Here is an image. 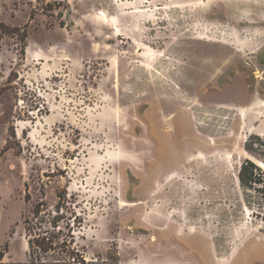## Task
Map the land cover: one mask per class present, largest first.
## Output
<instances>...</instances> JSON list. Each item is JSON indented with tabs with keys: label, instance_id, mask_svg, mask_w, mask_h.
<instances>
[{
	"label": "rangeland",
	"instance_id": "rangeland-1",
	"mask_svg": "<svg viewBox=\"0 0 264 264\" xmlns=\"http://www.w3.org/2000/svg\"><path fill=\"white\" fill-rule=\"evenodd\" d=\"M247 161L264 0H0L5 263L62 230L90 264H264Z\"/></svg>",
	"mask_w": 264,
	"mask_h": 264
},
{
	"label": "trees",
	"instance_id": "trees-1",
	"mask_svg": "<svg viewBox=\"0 0 264 264\" xmlns=\"http://www.w3.org/2000/svg\"><path fill=\"white\" fill-rule=\"evenodd\" d=\"M239 187L243 192L252 191L258 194L257 206H264V172L249 161H247L241 168L239 172ZM61 195H59V206L62 201ZM58 206V207H59ZM57 207L58 214L60 213V208ZM40 215V207H36L34 210V216L37 218ZM60 217H54L51 225L57 230L58 229V219ZM31 232L32 230L29 229ZM56 234V233H55ZM39 236L37 239H32L29 242V260L25 264H90L85 261L83 255H81L73 247V237L72 241H69L67 236L62 230L59 231L57 239L60 237H66L63 241L64 243H55L51 238H44ZM0 264L5 263V253L0 252ZM92 264V263H91Z\"/></svg>",
	"mask_w": 264,
	"mask_h": 264
},
{
	"label": "bare ground",
	"instance_id": "bare-ground-1",
	"mask_svg": "<svg viewBox=\"0 0 264 264\" xmlns=\"http://www.w3.org/2000/svg\"><path fill=\"white\" fill-rule=\"evenodd\" d=\"M263 167V165H261Z\"/></svg>",
	"mask_w": 264,
	"mask_h": 264
}]
</instances>
